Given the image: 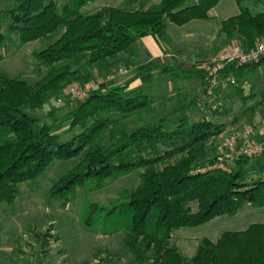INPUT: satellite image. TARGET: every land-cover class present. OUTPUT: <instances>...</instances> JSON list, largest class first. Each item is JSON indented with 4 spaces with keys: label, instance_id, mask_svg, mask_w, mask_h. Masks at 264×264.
Segmentation results:
<instances>
[{
    "label": "trees",
    "instance_id": "16d2710c",
    "mask_svg": "<svg viewBox=\"0 0 264 264\" xmlns=\"http://www.w3.org/2000/svg\"><path fill=\"white\" fill-rule=\"evenodd\" d=\"M95 1L69 0L61 6L58 0H4L0 52L43 41L45 48L34 57L49 71L34 84L0 73V206L13 204L20 185L36 181L54 161L77 159L49 190L65 205L79 191H98L131 174L139 177L136 188L124 190L110 208L90 203L83 208L88 227L99 224L107 234L126 233L122 247L105 253L100 264H264V223L225 232L217 242L205 238L191 258L170 244L177 229L235 216L246 205L264 209V151L236 157L231 165L218 155L230 134L224 120L231 111L216 105L220 89L211 106L200 110L198 121H191L185 111L200 94L180 90L175 96L182 101L177 110L182 115L169 127L166 117L149 121L164 104H156L143 87L126 91L131 81L90 87L96 77L106 81L117 69L136 66L134 47L141 39L151 36L170 44L166 21L178 27L209 21V12L224 0H161L146 10L129 7L137 0H124L122 7L82 12ZM235 1L239 14L221 22L216 57L234 41L244 49L264 41V6L255 0ZM260 71L264 58L227 64L220 78L245 104L253 95L245 96L243 86L249 75ZM160 73L174 81H197L201 94L208 91L210 77L204 69L176 62ZM70 87L88 89L64 118L71 138L62 142L56 123L47 124L34 112ZM175 96L168 98L172 104ZM57 110L49 115L55 117ZM247 123L251 127V118Z\"/></svg>",
    "mask_w": 264,
    "mask_h": 264
},
{
    "label": "rangeland",
    "instance_id": "374dc122",
    "mask_svg": "<svg viewBox=\"0 0 264 264\" xmlns=\"http://www.w3.org/2000/svg\"><path fill=\"white\" fill-rule=\"evenodd\" d=\"M68 1L58 0L61 6L67 4ZM123 1L96 0L86 5L82 12L88 14L95 13L105 7H122ZM256 1L264 4V0ZM160 2L161 0H137L129 7L146 10L159 5ZM4 6V0H0V10ZM237 13L236 1L226 0L212 13V21H196L188 28H193L195 33L200 35L211 36L217 24L224 19L234 17ZM166 25L168 35L174 36V38L177 37V34L184 32V29L167 21ZM176 43L173 46L166 43L160 44L167 53L177 50ZM141 44L139 41L134 47L136 66L122 70L117 69L115 75L106 81L96 77L91 86L103 84L111 88L118 85L124 86L126 82L131 81L126 91L143 87L156 104H164L163 107L161 105L157 107V112L149 118V121L154 122L158 118L166 117L169 127H174L182 115L177 111L182 101L175 96L180 90L187 93L196 91L197 94H200L199 99L191 103V106L185 111L191 121H198L200 120V110L209 108V104L211 106V97L216 94L215 90L220 89L217 94L219 102L216 105L231 108L230 115L224 120L225 132L240 131L249 126L247 120L251 118L252 124L250 125L256 130L254 138L264 141V126L261 127V121L264 118V99L262 97L264 71H260V74L255 76H248L247 82L243 86L245 96L249 97L250 94L253 96L249 97V100L244 104L235 88L226 84L211 85L209 83L207 93L201 94L197 81H174L172 77L162 75L160 70L163 67H171L176 62L166 57L164 60H151L150 62L147 60V54L141 50ZM234 44L239 45V42L234 41ZM45 45V42L38 41L3 49L0 52V55L3 56V59L0 60V73L34 84L49 71L48 68L39 66L34 57L37 51L45 48ZM209 48L211 46L208 49H189V54H184L177 63L181 67H197L206 70V67L208 66L207 69L211 67L209 64L216 58L213 48ZM208 53L210 56H207ZM173 96L175 99L172 104L168 98ZM72 104L73 102L64 94L56 98L44 110L34 112V115L47 124L55 122L56 132L60 134L62 142H66L71 138V134L68 132L69 123L64 118ZM55 108H58L55 117H51L49 113ZM248 108H253L254 112L249 111L250 113H248ZM236 150L238 152L239 149ZM236 152L232 154L231 151L222 148L218 155L231 165L233 160L238 157ZM76 163L77 159L54 161L36 181L20 185L19 196L13 204L0 206V264H100L99 260L105 258V253L122 247L126 233L107 234L101 230L102 225L99 224L88 227L82 217L83 208L87 203L96 204L106 209L110 208L124 190L131 191L136 188L139 184L138 175L125 176L107 184L98 191H79L76 199L65 205L51 197L49 190L52 184L71 170ZM259 223H264V209L246 205L235 216L218 217L199 227L175 230L172 233L170 244L175 245L183 257L191 258L195 255L201 240L207 238L212 242H217L225 232L244 231L252 224ZM99 253L100 257H97L96 255Z\"/></svg>",
    "mask_w": 264,
    "mask_h": 264
},
{
    "label": "built area",
    "instance_id": "2783aa9c",
    "mask_svg": "<svg viewBox=\"0 0 264 264\" xmlns=\"http://www.w3.org/2000/svg\"><path fill=\"white\" fill-rule=\"evenodd\" d=\"M264 58V41L256 44L253 48L244 49L241 45H233L226 47L211 64V67L206 71L210 77L211 85H220L225 82L220 78V72L227 64L237 63L239 65H246L259 62ZM231 84L235 81L231 80ZM92 87V86H90ZM88 89V88H86ZM86 89L77 87H70L66 91V95L70 101L82 100L86 96ZM217 106L215 105L214 108ZM264 126V118L261 121V127ZM255 129L253 127H245L241 131H232L225 140L223 148L232 152H236L239 156L253 157L264 151V141L256 140Z\"/></svg>",
    "mask_w": 264,
    "mask_h": 264
},
{
    "label": "crops",
    "instance_id": "0c3cea01",
    "mask_svg": "<svg viewBox=\"0 0 264 264\" xmlns=\"http://www.w3.org/2000/svg\"><path fill=\"white\" fill-rule=\"evenodd\" d=\"M195 1L196 0H192V2H195ZM224 1H226V0H224ZM224 1H221L214 9H212L209 12V16L211 18V20H209V21H212V13L215 12L217 7H219V5ZM256 2L260 3L259 1H256ZM262 5L264 6V4H262ZM238 14H239V8H238V13L236 15H238ZM225 20H227V19H224L223 21H225ZM223 21H221V22H223ZM193 22H196V21H192V22H190V23H188L182 27H179L180 29H184L183 30L184 32L181 34H177L176 35L177 37L174 38V36L168 35L170 37V40H171L170 45L173 46L178 41L176 43L177 50H174V51H170V52L166 53L164 48L161 47L160 42L151 36H148V37L141 39L140 40V42L142 43L141 44V50L147 54V60H149L150 62H151V60L152 61L159 60V59L164 60V57H166V58H169V60L171 58V60H173V62H178L180 59L183 58L184 54H189V52H188L189 49H193V48L194 49H208V47L211 46V48H213V50H215V48L217 47L216 40H217V35H218L219 29H220L221 22L219 24H217L216 29L211 36L200 35L199 33H195V30L193 28H188L189 25H191ZM211 48H209V49H211ZM207 56H210V54L208 53ZM193 58L195 59V57H193ZM185 68H189V67H185Z\"/></svg>",
    "mask_w": 264,
    "mask_h": 264
}]
</instances>
